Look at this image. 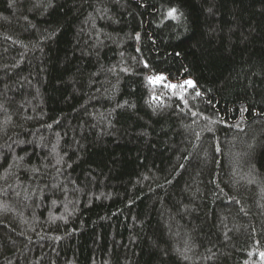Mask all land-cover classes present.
<instances>
[{
  "label": "trees",
  "instance_id": "1",
  "mask_svg": "<svg viewBox=\"0 0 264 264\" xmlns=\"http://www.w3.org/2000/svg\"><path fill=\"white\" fill-rule=\"evenodd\" d=\"M0 264H264V0H0Z\"/></svg>",
  "mask_w": 264,
  "mask_h": 264
},
{
  "label": "snow or ice",
  "instance_id": "2",
  "mask_svg": "<svg viewBox=\"0 0 264 264\" xmlns=\"http://www.w3.org/2000/svg\"><path fill=\"white\" fill-rule=\"evenodd\" d=\"M174 14H175V9H172V10H170V12H169V15H172V16H174ZM158 81H163L165 78L164 77H157L156 78ZM185 84H187V85H189V86H193V82L192 81H185ZM168 87H170V88H176V87H179L178 85H168Z\"/></svg>",
  "mask_w": 264,
  "mask_h": 264
},
{
  "label": "rangeland",
  "instance_id": "3",
  "mask_svg": "<svg viewBox=\"0 0 264 264\" xmlns=\"http://www.w3.org/2000/svg\"><path fill=\"white\" fill-rule=\"evenodd\" d=\"M161 76H163V75H159L158 77H161ZM156 78H157V77H156ZM156 78H155V79H156Z\"/></svg>",
  "mask_w": 264,
  "mask_h": 264
}]
</instances>
